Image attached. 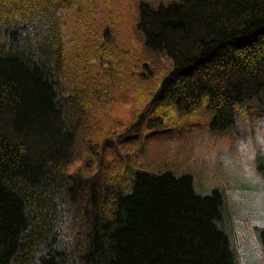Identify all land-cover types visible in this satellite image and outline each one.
I'll return each mask as SVG.
<instances>
[{
	"label": "trees",
	"instance_id": "1",
	"mask_svg": "<svg viewBox=\"0 0 264 264\" xmlns=\"http://www.w3.org/2000/svg\"><path fill=\"white\" fill-rule=\"evenodd\" d=\"M96 1L0 0V264H239L218 189L197 193L190 173L144 169L128 154L106 162V151L201 103L211 130L264 119V0L132 5L142 47L167 68L143 61L144 107L124 126L89 114L98 88L75 78L89 59L114 60L101 45L109 28L91 19ZM76 8L86 35L69 50ZM118 35L125 43L129 31Z\"/></svg>",
	"mask_w": 264,
	"mask_h": 264
},
{
	"label": "rangeland",
	"instance_id": "2",
	"mask_svg": "<svg viewBox=\"0 0 264 264\" xmlns=\"http://www.w3.org/2000/svg\"><path fill=\"white\" fill-rule=\"evenodd\" d=\"M137 1L111 0L107 4L103 0L95 2L91 19L102 29L109 28V41L101 40V45L112 48L114 60L89 59L88 63L77 70V73L83 72L75 74L76 80L80 81L82 75L85 79L92 80V86L98 88L88 98L91 104L88 113L111 119L115 116L113 121L119 118L123 121V126L133 120L144 107L143 103H137L141 94V83L137 78L143 61L146 65L154 66V71L167 68L165 57L148 52L141 45L133 22L135 10L131 9ZM148 1L154 6L166 0ZM70 14V21L65 27V30L69 29L66 31L67 36L71 34L69 50L75 43L78 48L84 46L86 35L75 23L79 16L84 18V14H79L78 8L73 9ZM120 18V22L125 18L124 24L117 22ZM109 25H112V34ZM122 29L129 31L125 43L118 35ZM92 41L95 39H91ZM106 51L109 49L106 48ZM130 64L135 65L136 69L134 77H129L128 80L127 69ZM73 67L71 64V71ZM112 69L117 70V76L108 77L106 73H110ZM130 81L136 86L130 87ZM206 108L201 103L196 109L181 115L179 120L170 119L162 132L152 134L158 130L149 133L145 131L137 140L117 146L118 154L117 149L112 148L111 152L117 154L116 159L111 152L106 151V162H123L128 154L139 158L143 162L140 167L144 169L192 174L197 193L206 194L214 188L218 189L224 199L223 212L226 213L239 264H264V234L260 231L264 230V119L253 124L246 117V121L238 122L234 127L211 130L208 125L212 111L208 112ZM248 117H253L250 112ZM88 147L83 144L81 149L88 150ZM81 153L84 155V149ZM84 161L85 158H82L78 165L84 166ZM91 166L92 163L88 168Z\"/></svg>",
	"mask_w": 264,
	"mask_h": 264
}]
</instances>
